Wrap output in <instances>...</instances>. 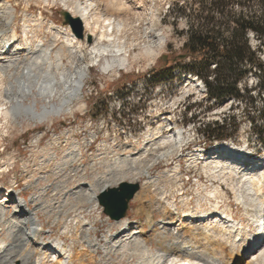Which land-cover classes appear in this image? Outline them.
<instances>
[{
  "label": "bare ground",
  "instance_id": "6f19581e",
  "mask_svg": "<svg viewBox=\"0 0 264 264\" xmlns=\"http://www.w3.org/2000/svg\"><path fill=\"white\" fill-rule=\"evenodd\" d=\"M12 1L0 0V120L3 117L6 123L19 118L44 122L71 112L84 89L91 66L100 64L104 72L119 71L129 64L131 50H134L132 61L135 63L154 61L158 48L165 41V37L155 32L152 25L143 32L139 29L137 21L147 19L146 15L136 12L138 20L134 22H128L129 18L117 19L101 9L99 0H59L72 17L81 19L86 30L84 39L72 32L70 24L50 21L43 12L35 15V19L32 14L28 15V0L19 12L17 8L20 5H14ZM39 1L47 5L57 0ZM107 1L120 7L142 2ZM19 18L23 21L22 36L17 30ZM44 22L47 32L54 37L47 42L48 45L40 36ZM126 27L132 31L125 33ZM88 35L94 40H87ZM157 35L160 36L157 38ZM50 46H53L52 52L49 51ZM187 85L185 92L195 91L200 96L204 92V85L196 78L189 79ZM38 99H42L40 107ZM154 111L155 108L148 110L149 113ZM161 116L157 128L147 132L138 146L120 142L118 146L127 152H114L112 159L107 161L106 172L92 182L82 181L70 189L68 195H75V206L79 202L96 206L103 189L122 181L141 182L142 176V185L150 187L156 203L166 210V216L158 223H151L146 230L137 222L133 228V222L123 217L115 221L119 226L114 231L116 236L106 234L102 243L97 234H93L94 225L76 215L73 221H76L77 233L80 232L84 243L90 241L88 261L91 264H110L113 257L119 255L122 256L121 264L131 258L134 260L130 264H264V155H255L249 148L225 140L218 141L210 152H205L198 145L190 155H186L183 147L189 140L185 130L173 122L177 115L172 118V112H166ZM63 133L69 132L66 129ZM132 140L136 138L133 136ZM126 141L129 142L128 137ZM111 143H115V139ZM164 145H168L167 148H163ZM65 154L64 161L67 158L76 162L83 156L76 142ZM173 155L185 160L189 168L203 163L201 168L209 180L219 181L212 188L209 186L210 189L206 184L199 185L202 188L196 192L199 194L196 205L191 206L190 199L182 195L181 163L165 168L160 176H154L150 171L154 161L167 160ZM144 161L147 169L141 164ZM164 178L173 180L172 188L167 187ZM231 191L236 203L243 207L242 216L236 215L229 200ZM176 193L182 195L179 203L185 205V210L180 209L175 200H169L168 196L175 199ZM44 194L41 190L39 194L32 195L31 208L16 189L0 190V264H89L83 256L86 246L74 253L62 238H45L46 228L37 213L39 209H48L45 208L47 200ZM203 200L209 202L210 207H203ZM61 201H58L53 221L64 223L71 207H66L67 200ZM52 210L48 209V212ZM62 229L67 237L74 236L68 225H62ZM88 234L91 238L87 237Z\"/></svg>",
  "mask_w": 264,
  "mask_h": 264
},
{
  "label": "rangeland",
  "instance_id": "374dc122",
  "mask_svg": "<svg viewBox=\"0 0 264 264\" xmlns=\"http://www.w3.org/2000/svg\"><path fill=\"white\" fill-rule=\"evenodd\" d=\"M28 1L30 10L27 13H29L28 15L32 14L34 19L35 15H40L43 12V15L50 21L53 20L58 24H62L64 21L62 15L64 9L59 0L54 2V5L52 3L46 5L39 0ZM99 1L101 9L117 19L119 17L129 18L128 22H134L138 20L136 12L148 17L137 21L140 24L139 29L143 32L147 26L152 25L155 32H160V35L165 37V41L158 48L159 52L155 60H141L135 63L132 61L134 50H131L129 64L124 69L104 72L100 64L91 66L84 89L75 100L76 107L74 106L75 108L71 112L54 116L44 122L27 118H19L17 121L9 120L8 123L3 117L0 120V190L16 189L27 199L31 208L32 195L39 194L41 190H44L47 200L45 208L53 209L48 212V209L46 211L42 208L43 210L39 209L37 212L40 222L46 228L45 238H62L74 253L76 249L86 246L83 256L87 262H89L87 255L90 252L88 248L90 241L84 243L80 232L76 231V221H73V217L76 215L84 217L91 225H94L93 234L96 233L102 243L105 242L106 234L110 236L113 233L116 236L117 233L114 231L119 226L103 212V208L98 202L96 206H92L88 202H79L75 206L73 198L75 195H68L69 190L78 186L82 181L92 182L98 175L106 172L107 161L112 159L114 152L126 153L127 149L121 150L118 146L120 145L119 141L138 146L147 132L157 128L159 116L162 113L172 112V118L177 115L178 118H173V122L185 130V136L189 140L183 147V153L186 155H190L199 144L206 148V152H210L217 142L208 141L203 130L207 124L217 121L223 123L222 120L228 115H231L232 119L227 125L228 137L223 140L231 141L244 148L247 147L255 155H264V137H260L257 132L258 127L264 129V93L257 84L259 69L254 67L249 70L239 84L243 93L242 98L215 101L207 95V88L201 76H197L191 70L199 60L195 61L191 56H187L173 61V57L176 55L188 52L186 42L191 25L198 21L201 22L199 19L205 15L210 0H142L139 4L131 3L129 7H120L117 3H107V0ZM12 3L20 5L17 8L19 12L27 1L13 0ZM257 8L254 6L253 9ZM22 22L20 18L17 20L19 36L23 35ZM46 26L44 22V30L40 36L44 37L47 44L52 39L54 40V37L50 32H47ZM131 31V28L126 27L125 33ZM159 36L157 35V38ZM84 38L86 37L82 39ZM250 39L252 47L257 48L260 41L252 32H250ZM52 48L53 46L49 47L50 52H52ZM164 55H166L165 58H163ZM259 55L264 61V53L259 52ZM191 78H196L204 85V92L201 96L195 91L185 92V88L188 86L187 82ZM41 100L38 99L39 107ZM174 103L176 105L173 108L172 104ZM150 108H155V111L149 113ZM156 115H158L157 121L155 120ZM66 129L69 133L65 135L63 132ZM122 131H125L126 134H123ZM91 133L94 135L93 137ZM133 136L136 140H132ZM127 137L129 142L126 141ZM115 138V143L112 144L111 140ZM73 142L77 143V149L83 152V156L76 162L67 158L64 161L65 152L72 147ZM104 142L108 144L106 145ZM167 146L164 145L163 148H167ZM149 156L146 157L148 161ZM98 161H100L99 164ZM64 162L62 167L58 166ZM178 163H181L182 195L190 199L191 206L196 205L199 198V194L196 192L202 188L199 185L206 184L207 189H210L214 186L213 184H217L219 181L209 180L210 178L201 168L203 163L189 168L186 165L188 163L185 160H179L178 155H173L167 160L154 161L150 171L152 175L160 176V172L165 168H173ZM141 164H143V168H148L145 161ZM75 166L81 168L72 170L71 168ZM140 181L141 188L130 202L125 217L133 222L131 226L137 222L138 226H142L146 230L151 223L161 221L166 216V210L156 203L155 195L150 187L142 185L144 181L142 176ZM164 181L168 188H172V179L164 178ZM202 190L206 192V189ZM182 195L176 193L175 199H172L171 196L168 197L170 201L175 200L180 209L185 210V205L179 203ZM229 195L236 215L242 216L243 207L236 203L232 191ZM61 199L62 201L67 200V208L71 207L70 210L68 209L69 214L64 223L53 221L56 206ZM202 203L203 207H210V203L206 200H203ZM62 225H68L70 232L75 237H67ZM108 229H111V232H107ZM97 258L100 259V255H97ZM121 259L122 256L116 255L110 264H121ZM133 260L134 258H131L125 264H130ZM89 264L91 263L89 262Z\"/></svg>",
  "mask_w": 264,
  "mask_h": 264
},
{
  "label": "trees",
  "instance_id": "16d2710c",
  "mask_svg": "<svg viewBox=\"0 0 264 264\" xmlns=\"http://www.w3.org/2000/svg\"><path fill=\"white\" fill-rule=\"evenodd\" d=\"M208 4L201 22L193 23L188 33L186 54L199 60L192 72L201 76L211 99L236 100L243 97L239 84L256 67L257 84L264 93V61L259 55L264 53V0H210ZM250 32L260 41L257 48L251 45ZM231 119L228 115L223 123L207 124L203 131L208 141L227 138ZM257 132L264 137V129L258 127Z\"/></svg>",
  "mask_w": 264,
  "mask_h": 264
},
{
  "label": "water",
  "instance_id": "95a60500",
  "mask_svg": "<svg viewBox=\"0 0 264 264\" xmlns=\"http://www.w3.org/2000/svg\"><path fill=\"white\" fill-rule=\"evenodd\" d=\"M64 16V24H70L73 32L79 37L83 38L85 35L84 26L78 17H72L66 10L62 11ZM88 40L92 41L91 35H88ZM164 55L163 58H165ZM187 57L186 53L178 54L173 57V61ZM141 184L139 182L122 181L116 186H110L103 189L98 195V203L103 208V212L109 216L110 219L116 221L127 215L130 202L140 190Z\"/></svg>",
  "mask_w": 264,
  "mask_h": 264
},
{
  "label": "built area",
  "instance_id": "2783aa9c",
  "mask_svg": "<svg viewBox=\"0 0 264 264\" xmlns=\"http://www.w3.org/2000/svg\"><path fill=\"white\" fill-rule=\"evenodd\" d=\"M155 106H156V112H157V102H156V105H155ZM119 133H120V132H119ZM122 133H123V134H126L125 131H122ZM95 139H96V138H95ZM115 140H116V138H115ZM119 142H121V141H119Z\"/></svg>",
  "mask_w": 264,
  "mask_h": 264
}]
</instances>
